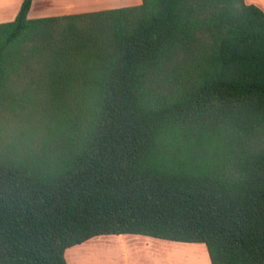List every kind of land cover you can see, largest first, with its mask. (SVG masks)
<instances>
[{
	"label": "trees",
	"instance_id": "1",
	"mask_svg": "<svg viewBox=\"0 0 264 264\" xmlns=\"http://www.w3.org/2000/svg\"><path fill=\"white\" fill-rule=\"evenodd\" d=\"M32 4L0 23V264L111 235L264 264V11Z\"/></svg>",
	"mask_w": 264,
	"mask_h": 264
},
{
	"label": "rangeland",
	"instance_id": "2",
	"mask_svg": "<svg viewBox=\"0 0 264 264\" xmlns=\"http://www.w3.org/2000/svg\"><path fill=\"white\" fill-rule=\"evenodd\" d=\"M119 1L121 0H39L42 6L49 2L56 7L76 6L75 10L67 7L64 15L76 14V11L84 13L137 5L135 1L122 4ZM150 239L152 238L138 235L101 236L68 249L65 257L68 264H126V256L130 264H211L204 244L187 243L182 244L186 246L165 250L161 243H150Z\"/></svg>",
	"mask_w": 264,
	"mask_h": 264
},
{
	"label": "crops",
	"instance_id": "3",
	"mask_svg": "<svg viewBox=\"0 0 264 264\" xmlns=\"http://www.w3.org/2000/svg\"><path fill=\"white\" fill-rule=\"evenodd\" d=\"M23 1L24 0H0V23L13 21L16 18V16L18 15V12L20 10V7H21ZM133 1H135L138 5L141 3L142 0H137V1L136 0H121L118 3L122 4V3H128V2H133ZM246 2L248 4L256 5L264 11V0H246ZM100 6H102V4ZM67 7L74 8L76 6L73 7V6L62 5V6L56 7L51 2L45 3V5L42 6L41 2H39V0H33V4L31 7V10L29 12V18L34 19V18L64 15L65 10L68 9ZM121 7H124V6H121ZM113 8H118V6L112 7V8H107V9H113ZM73 10H75V8ZM85 12H90V11H85ZM76 13H77V11H76ZM78 13H80V12H78ZM154 239L155 238H152L148 241L150 243H161L162 248L165 250L172 249L175 246L176 247L177 246H186V245H182V244H187V243H177V242L165 241V240H160V239L154 240ZM157 240H159V241H157ZM163 241H165V242H163ZM125 261H126V264H130L128 256H126Z\"/></svg>",
	"mask_w": 264,
	"mask_h": 264
}]
</instances>
